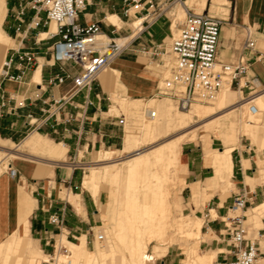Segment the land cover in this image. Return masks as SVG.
I'll return each mask as SVG.
<instances>
[{"label":"crops","instance_id":"crops-1","mask_svg":"<svg viewBox=\"0 0 264 264\" xmlns=\"http://www.w3.org/2000/svg\"><path fill=\"white\" fill-rule=\"evenodd\" d=\"M142 1L144 10L139 14L144 12L150 18L138 17V15L133 18H142L143 22L145 20L142 25L146 27L148 33L139 34L138 32L135 35L132 33L130 23L132 17L127 18L124 14V0H90L85 9L80 12L79 21L82 24L100 22L101 34L107 37L127 36V39L135 37L134 43L142 40L143 36L146 38L143 41L147 44L168 37L173 31V24L178 12L177 7L176 10H173L174 6H177L176 2L172 3L170 0ZM18 3V0H5V10L4 12L0 10V27L13 40V45L0 44V68L3 60L14 53V49L33 52L37 57V63L23 83L6 80L0 76V137L9 145L10 143L16 144L15 140L22 143L32 134L40 133L44 143L48 144L49 148L44 150L43 147H39L34 151L38 155H42L40 160H29L25 157L11 160L9 167L16 169V174H12L9 167L0 173V243L9 238L14 231L22 230L25 234L28 229L26 234L31 245L32 255L36 256L45 250L49 251L48 254H50L54 240L60 236H65L66 241L71 244L80 243L82 238H85L87 243L98 213V210L92 208L95 198L87 189L91 198L83 190L80 193H74L58 187V191L55 193L53 192L54 188H50L48 183L51 182V179H55L58 184L69 183V188H72L71 183L74 181L75 169L77 168L76 165L71 167L72 164L67 163V153L72 147L85 153L97 146L117 143L115 141L118 140L119 135L115 132L116 128L110 123L106 124L102 116L105 90L112 87V97L141 100L143 98H131V95L151 96L156 90L158 78L147 69L146 57L140 51L133 49L134 43L132 42L131 46L110 62L109 66L113 65L112 67L107 66L104 72L99 73L97 80H100L103 86L102 90L94 87L96 80L91 90L83 89L73 97V104L79 106L83 105L87 99L92 101V104L85 107L84 118L74 120L69 124L59 123L54 126L46 124L35 129L28 124V113H33L35 117L41 118L43 116L42 109L48 107V102L52 97L61 98L71 95L75 90L73 77L80 72V67L71 62L65 63V68L70 76L57 85L49 83V79L60 72V64H54L51 60V48L55 38L48 39V36L45 39L40 38L41 33L47 32V27L43 22L37 27L30 25L34 15L33 10H27L23 18L24 22L20 23L16 16ZM177 4L183 5L187 10L190 8L184 2ZM195 4L203 6L202 11L204 10V12L210 11L212 8H217V11L222 8L229 10L227 15L217 14V16L226 19L220 31L217 51L219 61L233 62L241 55L246 27L250 28L256 35L258 49L264 51V0H198ZM191 9L194 10V8ZM110 15L118 16L119 26L108 20ZM40 16L42 20L45 19L44 12ZM19 25L20 30H17ZM150 37L154 40H151ZM39 66H41V81L35 82L34 75ZM12 71L16 72L14 69ZM250 75L257 76L264 86V62L260 60L252 62ZM239 90L241 89L230 88L232 100L239 97ZM241 91L248 92L247 89ZM262 94L264 95V93ZM21 99L24 100V106L16 107L17 102ZM262 100L264 103V96ZM68 110L73 113L82 112V108H75L72 105H68ZM107 114L110 113L107 112ZM233 114L235 111L224 118L222 136L219 137L223 142L222 148L232 144L236 147L238 145L237 123L231 119ZM1 132H4L6 137H2ZM249 137L253 141H257L259 128L255 136L249 135ZM259 142L261 152L257 153L252 148L254 150L252 153L243 152L244 155L240 156L238 165H235L233 160V174L231 176L234 189L230 196L245 191L248 201L255 206L264 203V172L261 173L262 169L264 171V137H260ZM61 143L64 145V149L61 148ZM123 147L124 142L121 148L111 150L114 152L121 151ZM195 151V148L186 146L182 148L181 154L190 175H194L195 179L192 184L201 181L199 183L204 186L206 180L212 177V175H207L211 166H206L204 160L200 159V166L195 167ZM22 153L29 155L26 151ZM225 201H218L217 207L214 208L217 213L224 206ZM95 202L98 204L97 201ZM255 206H252L251 209ZM229 209L234 211L232 204L229 205ZM53 213H57L61 217V224H53L49 221V217ZM25 221L28 222L27 227ZM213 221L215 230H219L223 236L218 234V241L225 242L226 240V243H222L220 246V242H216L217 248L220 250L218 255L214 249L206 252H215L219 263L226 264L233 258V247L228 237V230L226 224H222L216 219ZM260 222L259 224L254 221L257 225H253L254 223L251 225L253 233L255 232L254 227H257L258 237L253 238L260 245L261 254L258 261L260 264H264V213L260 215ZM222 231L225 233L222 234ZM71 238L77 239L78 242L69 240ZM224 249L225 251H223ZM154 260L155 258L147 262ZM147 262L146 264H148Z\"/></svg>","mask_w":264,"mask_h":264},{"label":"bare ground","instance_id":"bare-ground-1","mask_svg":"<svg viewBox=\"0 0 264 264\" xmlns=\"http://www.w3.org/2000/svg\"><path fill=\"white\" fill-rule=\"evenodd\" d=\"M197 2L198 0H186L185 4L186 6H192ZM0 10L4 12L5 0H0ZM186 10L183 5L179 7L173 24L175 32H178L176 20L179 21L180 17L186 14ZM108 20L112 24L120 25L117 15H110ZM142 23V18L133 19L132 33L134 35L143 29ZM57 29V24L52 22L50 32H56ZM48 35V32H43L40 38L45 39ZM98 38L101 41L108 39L104 34H99ZM11 42L13 40L0 27V44L8 46ZM106 67L101 72H104ZM165 75L168 76V74ZM34 81H41V66L35 71ZM162 83L163 81H161V85ZM230 88L228 85L225 86L210 101L216 103L217 106L231 104L220 112L215 110L217 107L212 105L192 104L188 112L173 113L172 108L174 105L166 102L168 98L165 102L157 104L155 109L151 108L149 104L154 103L156 98H151L148 100V106L145 107V115H142V101L140 99L112 97L113 104L109 113L118 116L126 114L127 117L132 118L133 125L127 124L125 127L124 147L121 150L128 155L115 159L113 157L114 151L104 148L93 150L92 159L97 163L87 165L89 171L82 180L83 188L90 191L99 204H101V185L102 183L107 184L108 200L103 205L104 209L102 208V210H104L103 215L107 218V234L109 233V237L107 236V239L101 241L100 239H103L104 235L98 233V240L95 243L96 248L90 250L87 247L85 238H82L80 243L71 244L66 241L65 236H60L59 243L57 242L55 246L57 256L54 257L55 261L50 262L48 256L43 253L25 258L24 250L20 245L24 244L28 229L25 234L22 230H17L0 243V264H32L35 261H38L37 264H44L45 262H49L48 264H116L114 256L117 251L121 253L120 264H146L148 260H152L157 256L160 257L159 254H164V250L168 247L166 241L168 239L167 233L170 230L183 233L191 240L201 236L203 219L193 215H185L181 212V197L179 194L185 180L184 177H181L182 175L177 174L176 166L180 164L183 145L197 139L196 128L192 129V124L196 121V118L203 122L202 126L205 129H216L219 138L222 136L224 118L247 105L249 110L247 123L241 126L240 130L247 135H256L260 124L259 117H262L261 114L264 109L262 100L264 95L257 94L253 96L252 100L258 107V112L253 113L249 109L248 99L243 96V92L239 90L238 98L239 101H242L236 103V100L234 101L230 97ZM151 110H155V117L150 116ZM173 131H178V133L172 134L173 136L167 139H162V134L167 136ZM43 140L42 134L34 133L22 143L13 145L16 151L7 152L6 149L1 147L4 146V141L0 137V172L2 170L1 162H6L7 156L15 159L25 157L29 160H40L42 155H38L33 150L39 147L47 150L49 145L45 144ZM208 144V140L203 143L205 162L211 166L214 174L206 180L204 186L199 183L200 181L190 186L195 207L209 200L216 188L220 189L225 197V192L233 185L231 180L233 174L232 151L236 146L232 144L221 149H210ZM60 146L63 149L65 148L62 143ZM23 151H26L29 155L23 154ZM100 161L104 163L98 164ZM263 172L262 169L261 173ZM110 193L114 194L112 198ZM64 197H66V194H64ZM173 206H175V209ZM173 209L174 211L178 210L179 215L177 217L174 215ZM251 211L252 218L260 224L262 222H260V215L264 213V203L253 207ZM211 212L212 217H216V211L211 209ZM25 224L27 227L28 222L25 221ZM170 240H173V238ZM153 241L157 243L154 245V250L149 252L148 245ZM197 241L200 242L198 239ZM199 244L195 242L187 247L185 264H216L213 262L216 253H200ZM61 249L64 250V253H61ZM161 249H164L162 254L160 253ZM12 252L16 253L14 259L10 255ZM108 258H111L110 262H108Z\"/></svg>","mask_w":264,"mask_h":264},{"label":"built area","instance_id":"built-area-1","mask_svg":"<svg viewBox=\"0 0 264 264\" xmlns=\"http://www.w3.org/2000/svg\"><path fill=\"white\" fill-rule=\"evenodd\" d=\"M18 1L16 16L20 23L24 22L23 18L27 10H33L34 15L30 25L37 27L43 22L49 33L47 38H55L51 48V60L54 64H60V72L50 78L49 83L57 85L70 76L65 63L71 62L80 67V72L73 77L74 92L61 98L52 97L48 107L42 109L41 118L28 113V124L39 129L46 124L52 126L59 123L69 124L84 118L85 107L92 104V101L87 99L79 106L73 104V97L83 89L91 90L101 70L126 50L135 37L127 39V36H108L106 41H101L98 38L102 33L100 22L82 24L79 21L80 12L90 0ZM171 2L185 3V0H171ZM124 4V14L128 18L136 17L144 9L142 0H124ZM42 12L45 13L44 20L40 16ZM225 20L224 17L209 12L198 13L188 8L185 18L177 22V34L172 36L169 47L165 49V53L171 56L172 63L165 62L163 58L164 51L161 48L163 44L157 45L154 50H149L160 58L163 66L169 67L170 76L160 85V92L174 97L178 108L188 109L196 102L211 101L228 85L241 90L247 89L249 109L253 113L258 112V107L252 99L254 95L264 93V86L257 76L250 75V65L257 60L264 62V51L258 49L256 35L246 27L241 55L233 62L219 61L218 43ZM52 22L58 26L56 32H50ZM17 30H20V25ZM36 63L37 57L33 52L14 49V53L3 60L0 76L6 80L23 83ZM13 97L15 98V95ZM68 105L82 108V112L73 113L68 110ZM20 106H24L23 99L16 104V107ZM150 116H156L155 110H151ZM10 172L16 174L17 170L10 167ZM251 205L245 191L235 194L232 209L239 213L229 216V221L226 223L233 247V258L226 264H258L261 254L260 245L256 239L249 236L245 224L247 211ZM49 221L59 225L61 217L53 213Z\"/></svg>","mask_w":264,"mask_h":264},{"label":"rangeland","instance_id":"rangeland-1","mask_svg":"<svg viewBox=\"0 0 264 264\" xmlns=\"http://www.w3.org/2000/svg\"><path fill=\"white\" fill-rule=\"evenodd\" d=\"M177 3L178 2H176L177 6H174L173 10H176V7L179 9V7L182 6L181 4H177ZM187 7L194 8V10L196 12H198V13L204 12V10L202 11L203 6H201L200 4H193L192 6L188 5ZM216 9L217 8H212L210 11H207V12H210L213 15H217V14H219V15H227L229 13V10H226V9H223V8L220 11H217L218 9L217 10ZM144 16L147 17V18H150V17L146 16V14L144 12L142 14H138V17H144ZM185 16H186V14L184 16L180 17L181 18L180 20L184 19ZM130 18H131V16H130ZM133 19L134 18L132 17V19L130 20L131 26H132V20ZM176 22H178V20H176ZM132 29H133V27H132ZM141 33H148V31L146 30L145 26H143V30L139 34H141ZM176 33L177 32H175L173 30L172 32H170L168 37H166V38H164V39H162L160 41L153 42V43L149 42V44L144 43L143 40L146 39V38H144V36L142 37V40H140V41H136L135 43L132 41L134 43V44L132 43L133 44V46H132L133 49L137 50V51H140L142 53V55L146 57V59H147L146 60L147 69L151 73L156 75V77L158 78V84H157L156 90L154 91V94H152L151 96H146V97L143 96V97H141V96H132L131 95V98H143V99H141V101H142V104H141L142 115L143 114L145 115L146 111H144V110H145V107L148 106L147 104H149L148 103V99H150L152 97L156 98V101L154 103H152V104H149V105H151V108H154V109H155V106L157 104H161V103L165 102V100L167 98H168V100H166V102L175 106V107L173 106V108H172L173 109V113H181L182 114V113L188 112L190 110V108L192 107V105H191L188 109L178 108L177 107V102L174 99V97H171L170 95L162 94L160 92L161 91V87H160L161 81H164L165 78L170 76L169 67L163 66V63L160 61V58L158 56H156L155 54L151 53L152 51H149V50H154V48L156 47L155 45H158V44L162 43L163 46H161V48H163V51H164V57L163 58H164L165 62H170V64H171L172 63V58H171V56H169V53H165V49H167L169 47V43H170V41L172 39V36L175 35ZM150 38H151V40L152 39L154 40V38H152V37H150ZM9 45H13V42H11ZM112 66L113 65H111L109 67H112ZM165 74H168V76H166ZM99 78H100V76H99ZM94 87L95 88H99L100 90L103 89V86L100 83V80L99 81L97 80V82L94 85ZM231 89L238 90L237 87H235V86L231 87ZM120 93L121 92L119 91V94ZM112 96H113L112 87L109 88V89L107 88L105 90L104 97H103V106H102L103 113H102V116H103V120L106 121V124L110 123V124H112L111 126L116 128L115 132H117V135H119V138L117 137L118 140L115 141L117 143L110 144V145L106 144V145H102V146H99V147L97 146L96 148H93V149H91V150H89V151H87L85 153L81 152V151H77V150H75V148L72 147L70 149L69 153H67V163L72 164V165H70L71 167H73L74 165L77 166V168L75 169L74 181L71 183L72 188H69V183L58 184L55 179H51L50 180L51 182L48 183V184L50 185V188L51 187L54 188L53 192L57 193L58 187L65 188V189L70 190V191H72L74 193H80L83 190L85 193H88L90 198H91V194L86 189H84L82 187L81 183H82L83 176L86 173H88V171H89V168L87 167V165H89V163L90 164H94L96 162V161H94L92 159V155H93L92 151L93 150L94 151L95 150H100L102 148L107 149V150L121 148L122 147V143H123V136H124V133H125L126 125L127 124L133 125V122L131 120L132 118L130 116L127 117L126 114H120L119 116H113V115L107 114V112H109V110L111 108V105L113 104ZM243 96L247 97L248 96V92H243ZM233 100L234 101L236 100V103H239L240 101H242V100L239 101V98L237 99V97L234 98ZM237 100H238V102H237ZM194 105H202V106L212 105L213 107H217L215 110L220 112L223 109H225V107H228L231 104H227L228 106H226V105L217 106L216 103H212L210 101H204V102H196V103H194ZM157 114H158V112H157ZM248 114H249L248 106L244 105L241 109L236 110L235 114H233L232 117H231L232 120L236 121L237 127H238V133H237L238 134V139H239L237 141L238 145H237L236 149L232 152V157H233L235 165L239 164L240 156L242 154L244 155V153H243L244 151H246L247 153H252V152H254L253 149H255L256 152L259 153L262 150L260 142H259V139H260V137H264V111H262V114H261L262 117H259L260 126L258 125L259 138L256 139L257 141H253L249 137V135L244 134L240 130L241 126H243V125H245L247 123ZM125 116H126V118H125ZM240 119H241V121H240ZM239 122H241V123H239ZM202 123L203 122H201L200 120H198L196 118V121L192 124L193 125L192 129L196 128L197 139L195 141L186 142L183 145V147L189 146V147H193V148L196 149V151L194 153L195 158H196L195 163H194L195 167L196 166L197 167L200 166V164H201L200 163V159L204 160V164L206 166H209V165H207L205 163V150L203 148V143H204L205 140L209 141L208 145H209L210 149H217V148L221 149L223 147L222 140L217 137V131H215L216 129L207 130V129H205L202 126ZM194 125H196V126H194ZM258 128H257V130H258ZM176 133H178V131H173V132H171V134H169L167 136H163L165 134H162L161 137H163L162 139L164 140V139H167V138L173 136L172 134H176ZM213 134L216 135V136H214ZM23 135H26V134H23ZM44 135H46V134H44ZM1 136L2 137H6V134L4 132H1ZM48 137L52 138L51 136H48ZM3 143H4V146H1V147L6 149L7 152H13V151H16L13 145H16V144H18L20 142H18V140H15L16 144L10 143L9 145H7L5 142H3ZM144 147H147V146H144ZM33 151H35V150H33ZM126 155H128V154L125 153V152H122V151H115L113 153V157L115 159L116 158H123ZM14 159L15 158L7 156L6 157V162H3V161L1 162V166H2L1 172H3L4 170H7L9 165H10L11 160L13 161ZM100 163L103 164L104 162L103 161L98 162V164H100ZM192 170H194L193 167H192ZM176 171H177V174L178 175L179 174L182 175L181 177H184V180H185V184L182 186V190H181V192L179 194V196L181 197L180 198V203H181L180 209H181V212L183 214H185V215H190V216L193 215L195 217H200V218L203 219L204 222H203V225H202V234H201L202 237L199 236V237L193 238L191 240L183 233H180V232H177V231L173 232V230H170L167 233V237H168V239L166 241L167 242L166 245L168 246L167 249H166L167 251L164 250V249H161V252H160L162 254L165 251L164 252L165 255L164 254H162V255L159 254L160 257L157 256L158 258L156 257L154 261H150L148 264H162V263L163 264H169V263H171V264H185L184 260L187 257V247L191 246V244L193 245L195 242L200 243L199 244L200 253H205L207 250L214 249V250L217 251V255H218L220 250L217 248V243L216 242H220L219 244L221 246L222 243H226V240H225V242H222L221 240L218 241V238H219L218 234L221 235V232H219V230L218 231L215 230V227H214V224H213V222H214L213 219H216L220 223L222 222V224H226L229 221V218H228L229 216H234L235 214H237L239 212V211L238 212H234V211L229 209V205L233 203V199H234V196H235V195H233L232 197L230 196L232 190L234 189L233 185L230 186V188L225 192V197L223 196L222 192L219 189H216V190H213V192H212L213 195L209 199L210 201L207 200L204 203H200L197 207H195L193 205L191 189L189 188L192 185V183H194V179L195 178H194V175H192V174L190 175V173L188 171V168H187V166L185 164L184 157L182 156V154L180 156V164H178V166H176ZM207 175H213V169L211 167L209 168V172H208ZM113 196H114V194L110 193V197L112 198ZM100 200H101V204H99V203L97 204L95 202V200H94V204H93V207H92V208L98 210V213H97V216H96V221L92 225L93 227L90 230V234H89V237H88V240H87V247L90 250H95L94 249V248H96V244L95 243H97L96 240H98V235L99 234H103L104 235V238L100 239L101 241H103V240H105V239H107L109 237V233L107 234V232H108V229H107V218L103 215L104 214V210H102V208L104 209L103 205H105L107 203V200H108L107 184H105V183H102V185H101ZM219 200H221V201L226 200V201L224 202V206H222L220 208L219 212L218 213L216 212V214H217L216 217L212 218L211 209H214V208L217 207V203H218ZM172 205H173V203H172ZM252 206H255V205L254 204L251 205L250 209L247 211V221H246L245 224H246V226L248 228V232H249L248 234L253 238V237H258V232H257V227H254L255 232L254 233L252 232L253 230H252L251 223H254V221H255L252 218V215H251V207ZM174 207L175 206H173V208ZM174 209H173L174 215L177 217L179 215L178 214L179 212H178V210L174 211ZM253 225H256V223H254ZM223 233H225V231H222V234ZM228 237H229V235H228ZM59 238L60 237H57L54 240V242H53L54 246L52 247V251L50 250V254H48L49 251H46V250L43 251L42 250L43 253L48 256V258L50 259V262L55 261L54 257L57 256V248H55V245H57L56 244L57 242L59 243V241H58ZM171 238H173V240H170ZM197 239L200 240V242L197 241ZM69 240H72L74 242H78V240L75 239V238L74 239L71 238ZM156 243H157L156 241H153L151 244L148 245L149 252H152L154 250V245ZM20 246H21L22 250H24V257L25 258L31 257V255L33 253H32V249L30 247L31 245L29 244L28 236L25 238L24 244H21ZM261 248L263 249L262 245H261ZM41 249H43V248H41ZM162 250H164V251H162ZM223 251H225V249ZM62 252L64 253L63 249H61V253ZM10 255L12 256V259H14V256L16 255V253L12 252ZM120 255H121V253L119 251H117L115 253L114 258H115V263L116 264H120ZM217 255H216L215 259H213V262L217 263V264H220L219 263V259L217 258ZM110 261H111V258H108V262H110ZM37 263H38V261L37 262L35 261L32 264H37ZM48 263L49 262H45L44 264H48ZM258 264H260V262H258Z\"/></svg>","mask_w":264,"mask_h":264}]
</instances>
